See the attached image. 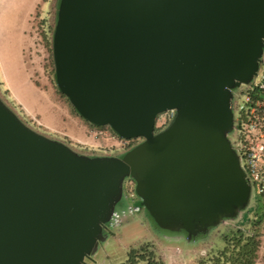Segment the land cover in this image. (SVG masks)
Segmentation results:
<instances>
[{
	"label": "water",
	"instance_id": "obj_1",
	"mask_svg": "<svg viewBox=\"0 0 264 264\" xmlns=\"http://www.w3.org/2000/svg\"><path fill=\"white\" fill-rule=\"evenodd\" d=\"M263 48L264 0H59L58 92L88 124L141 142L81 155L0 99V264H87L126 178L162 229L190 237L235 219L251 188L228 139L232 92Z\"/></svg>",
	"mask_w": 264,
	"mask_h": 264
},
{
	"label": "rangeland",
	"instance_id": "obj_2",
	"mask_svg": "<svg viewBox=\"0 0 264 264\" xmlns=\"http://www.w3.org/2000/svg\"><path fill=\"white\" fill-rule=\"evenodd\" d=\"M2 1L0 0V20L8 22L6 26L9 31L21 32L22 37L26 39V44L22 50L21 62L12 63L9 60H0V99L28 127L50 138L38 126V116L46 106L61 112L70 105L67 99L58 92L54 83L52 35L59 0H5V4ZM17 14H21L22 20L16 19ZM256 81L257 78L254 77L252 82ZM245 88V85H242L233 90V104L236 102L237 105H241ZM70 107L72 108L71 105ZM233 112L236 117V108ZM93 128L95 127L91 125L90 133ZM235 136V132L232 131L228 134V139L234 141ZM102 138L109 139L110 144L108 145L115 146L103 147L104 151H97L96 156H120L126 152L116 147V138L112 136ZM72 150L81 155L84 153L77 148ZM256 197L257 194L253 188L247 207L240 211L237 217L248 215L249 207L253 205ZM138 200L140 199L135 194L131 197L123 187L112 218L106 223L102 237L87 264H93L97 256H101L103 264H108L106 257L102 256L104 250L112 251L116 257H121L125 255L126 249L137 248L144 244L152 245L157 256L166 259L168 264H197L199 262H195L197 258L209 257L222 251L224 248L222 233L233 228L234 219H227L195 236L188 237L182 231L171 232L160 228L144 207L136 209L134 203ZM117 219L123 224L127 220H131L132 223L123 228L115 225ZM173 252L178 256L177 259H169Z\"/></svg>",
	"mask_w": 264,
	"mask_h": 264
},
{
	"label": "built area",
	"instance_id": "obj_3",
	"mask_svg": "<svg viewBox=\"0 0 264 264\" xmlns=\"http://www.w3.org/2000/svg\"><path fill=\"white\" fill-rule=\"evenodd\" d=\"M256 82L245 85L242 94L241 105L232 103L234 93L232 92L231 108L237 110L235 117L233 112V129L235 132L234 141L230 144L239 159L240 168L245 174V179L256 194L264 197V48L259 61ZM176 112L166 111L156 118V132L166 129L174 120ZM91 135L95 138L111 137L117 139L116 147L124 151L132 148L133 140H125L117 137L109 127H95ZM123 187L130 196L134 195L135 182L125 179Z\"/></svg>",
	"mask_w": 264,
	"mask_h": 264
},
{
	"label": "crops",
	"instance_id": "obj_4",
	"mask_svg": "<svg viewBox=\"0 0 264 264\" xmlns=\"http://www.w3.org/2000/svg\"><path fill=\"white\" fill-rule=\"evenodd\" d=\"M21 1V0H18ZM5 0L2 3L5 4ZM21 4V2H19ZM22 16L16 15V19L22 20ZM6 21V20H5ZM0 20V60H9L12 63H19L22 61V50L25 48L26 39L22 37L21 32L9 31L7 28L8 22ZM7 23V24H6ZM37 124L42 129V131L50 136V139L60 141L68 145L71 149L77 148L83 151L82 155L86 156H96L95 153L104 151L103 147H113L115 145L110 144L109 139L105 140L104 138L96 139L90 133L91 125L85 122L80 118L75 111L70 107H67L66 110H55L53 107L46 106L40 116H38ZM112 141V139H111ZM106 144V145H104ZM115 144V143H113ZM102 150V151H101ZM75 151V150H74ZM240 217H236L233 221V228L239 224ZM132 223V221L120 222L119 219L115 221L116 226H122L123 228ZM232 228V229H233ZM227 229V228H226ZM229 230V229H228ZM226 232V231H225ZM224 232V233H225ZM222 233V235L224 234ZM223 237V236H222ZM224 241V240H223ZM130 248L126 249L125 255L121 257H116L115 253L109 250H104L102 256L106 257V262L108 264H120L126 260L127 252ZM101 256H97L93 264H103V261L100 259ZM177 259L178 256L173 255L169 259ZM205 257H200L196 259L195 262L202 260ZM164 264H168L166 259L160 258ZM168 259V260H169ZM173 259V260H174ZM172 260H170L171 262ZM255 264H264V228L261 230V245L258 252V257Z\"/></svg>",
	"mask_w": 264,
	"mask_h": 264
},
{
	"label": "trees",
	"instance_id": "obj_5",
	"mask_svg": "<svg viewBox=\"0 0 264 264\" xmlns=\"http://www.w3.org/2000/svg\"><path fill=\"white\" fill-rule=\"evenodd\" d=\"M262 228H264V197L257 195L253 205L249 207L248 215L241 217L234 229L223 234V250L203 258L197 264H255L261 245ZM120 264H164V262L157 256L152 245L144 244L130 248L126 260Z\"/></svg>",
	"mask_w": 264,
	"mask_h": 264
},
{
	"label": "flooded vegetation",
	"instance_id": "obj_6",
	"mask_svg": "<svg viewBox=\"0 0 264 264\" xmlns=\"http://www.w3.org/2000/svg\"><path fill=\"white\" fill-rule=\"evenodd\" d=\"M159 132H160V131H159ZM157 133H158V131H157ZM135 142H136V143H135L134 145L136 146V145H138V144L141 142V140H140V139H137V140H135ZM129 150H130V149H129ZM126 152H127V151H126ZM127 179L132 180L131 178H127Z\"/></svg>",
	"mask_w": 264,
	"mask_h": 264
}]
</instances>
